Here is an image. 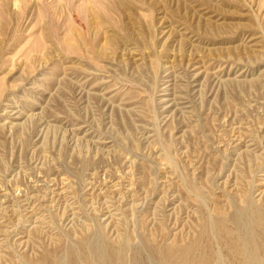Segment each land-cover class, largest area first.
<instances>
[{"label":"rangeland","instance_id":"rangeland-1","mask_svg":"<svg viewBox=\"0 0 264 264\" xmlns=\"http://www.w3.org/2000/svg\"><path fill=\"white\" fill-rule=\"evenodd\" d=\"M256 213L264 0H0V264H261Z\"/></svg>","mask_w":264,"mask_h":264},{"label":"bare ground","instance_id":"bare-ground-1","mask_svg":"<svg viewBox=\"0 0 264 264\" xmlns=\"http://www.w3.org/2000/svg\"><path fill=\"white\" fill-rule=\"evenodd\" d=\"M187 104V103H186ZM235 127V126H234ZM44 132V131H43ZM238 132L235 130V133ZM159 134V133H158ZM256 219L252 218L255 220V222L257 224H262L263 227H264V218L261 217V214L259 213H256ZM243 216V215H242ZM242 216H237L235 214V216L233 215V217L231 216V218H229V222L233 223L232 225L236 227V229H240V226H241V221L243 222L244 219L241 220V217ZM244 217V216H243ZM242 217V218H243ZM246 218H247V215H246ZM249 219V223H254V220L253 222H251L250 220L252 219ZM220 219V218H219ZM248 219V218H247ZM246 219V221H247ZM220 222V229H221V232L223 233H226L224 232L223 230H226L225 227H226V220L225 219H222L219 221ZM255 223V224H256ZM256 224V225H257ZM254 225V224H253ZM204 226V225H203ZM234 227V228H235ZM242 227V226H241ZM244 228V227H243ZM206 229V228H205ZM204 229V230H205ZM264 229V228H263ZM262 229L261 232L264 233V230ZM208 230V229H207ZM242 231L239 230L240 234H237V238L236 240H232L230 243H228L229 245V249H230V252L232 255H235L236 258L240 259L239 260V264H259V260H260V255L258 254V252L260 250L257 251V248L255 245H253V242H254V239H252V237H250V234L246 235L247 233H245L243 231V229H241ZM203 231V230H202ZM247 231V230H246ZM260 232V233H261ZM203 234V232H201ZM230 233V232H229ZM201 234V235H202ZM204 234H208V232L204 233ZM252 234V233H251ZM253 234L255 235V233L253 232ZM227 235V233L225 234ZM257 235V234H256ZM255 235V236H256ZM259 235V234H258ZM264 235V234H263ZM229 236V235H227ZM253 236V235H252ZM203 237V236H202ZM207 237V236H206ZM205 237V238H206ZM226 237V236H225ZM228 239V238H227ZM225 240V239H224ZM96 241V240H95ZM209 241V240H208ZM207 241V242H208ZM87 243V241H85ZM226 242V241H225ZM85 243V244H86ZM124 243V241H123ZM226 243V244H227ZM263 244V243H262ZM211 245V244H209ZM121 246V245H120ZM120 246L118 248H120ZM82 247H84V245H82ZM208 247V246H207ZM206 247V248H207ZM205 248V247H204ZM210 248V246H209ZM261 248V247H260ZM89 251L86 252V250H82V253H81V259L86 262V263H89L90 262V255L92 257H94L97 261V264H116V260H115V257H118L120 258V262L118 264H122V259H123V253L124 251L126 250V246L124 245L123 247H121L119 252L115 251V249H113L112 247L108 246L106 243H101V242H95L93 244H90V247L88 248ZM87 249V250H88ZM203 249V248H202ZM208 249V248H207ZM205 250L206 252L208 250H211V249H208V250ZM175 251V256L173 257V260H172V264H178L177 261L179 259V257L181 256L182 259H184V261L186 262L185 264H187L188 262L189 263H192V264H211L210 262L213 261L212 258L214 255H210V259H205L203 256H201V253L200 255L199 254H195V251H194V246L192 247H189V249H186V250H181L180 249H177L174 248L173 249ZM65 251V250H64ZM200 251V250H199ZM209 252V251H208ZM211 253H213V251H210ZM209 252V253H210ZM197 253V252H196ZM205 253V252H204ZM216 253V252H215ZM138 254V252H137ZM206 254V253H205ZM214 254V253H213ZM220 254V253H219ZM69 261L68 262H63V260L59 261L57 260L56 262H54L53 264H76V261H75V258L71 257V252L69 254ZM207 255V254H206ZM263 256V255H262ZM60 257V256H59ZM216 257V255L214 256ZM218 257V256H217ZM260 257V258H259ZM93 258V259H94ZM207 258V257H206ZM209 258V257H208ZM222 258V257H221ZM46 259V258H45ZM59 259V258H58ZM177 259V261H176ZM214 259V258H213ZM128 260V259H127ZM136 260V259H135ZM149 260V259H148ZM170 260V259H169ZM218 260V259H217ZM230 260V259H229ZM236 260V259H235ZM262 260V259H261ZM264 260V258H263ZM216 261V260H215ZM214 261V262H215ZM46 262V260H45ZM170 262V261H169ZM218 262V261H216ZM215 262V263H216ZM47 263V262H46ZM93 263V262H92ZM96 263V262H95ZM141 263V262H140ZM168 263V262H167ZM220 263V262H219ZM139 264V263H138ZM169 264V263H168ZM180 264V263H179ZM218 264V263H217ZM223 264V263H222ZM261 264H264V263H261Z\"/></svg>","mask_w":264,"mask_h":264}]
</instances>
